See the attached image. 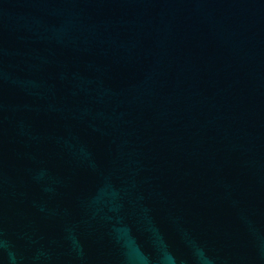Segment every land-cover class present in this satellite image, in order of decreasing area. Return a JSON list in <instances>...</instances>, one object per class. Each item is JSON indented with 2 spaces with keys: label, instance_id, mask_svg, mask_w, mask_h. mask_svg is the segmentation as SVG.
Here are the masks:
<instances>
[{
  "label": "water",
  "instance_id": "water-1",
  "mask_svg": "<svg viewBox=\"0 0 264 264\" xmlns=\"http://www.w3.org/2000/svg\"><path fill=\"white\" fill-rule=\"evenodd\" d=\"M0 264H264V0H0Z\"/></svg>",
  "mask_w": 264,
  "mask_h": 264
}]
</instances>
